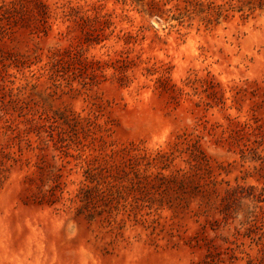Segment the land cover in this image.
Wrapping results in <instances>:
<instances>
[{"label":"rangeland","instance_id":"374dc122","mask_svg":"<svg viewBox=\"0 0 264 264\" xmlns=\"http://www.w3.org/2000/svg\"><path fill=\"white\" fill-rule=\"evenodd\" d=\"M0 264H264V0H0Z\"/></svg>","mask_w":264,"mask_h":264},{"label":"trees","instance_id":"16d2710c","mask_svg":"<svg viewBox=\"0 0 264 264\" xmlns=\"http://www.w3.org/2000/svg\"><path fill=\"white\" fill-rule=\"evenodd\" d=\"M7 11H10V9H6ZM4 29V28H3ZM50 73L51 75H54L55 73H58L60 70H59V61L58 60H54L51 65H50ZM245 128H249V126L246 125Z\"/></svg>","mask_w":264,"mask_h":264}]
</instances>
